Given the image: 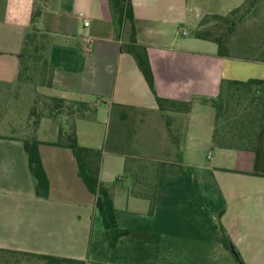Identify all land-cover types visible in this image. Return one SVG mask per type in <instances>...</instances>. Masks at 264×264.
<instances>
[{
	"label": "crops",
	"instance_id": "crops-1",
	"mask_svg": "<svg viewBox=\"0 0 264 264\" xmlns=\"http://www.w3.org/2000/svg\"><path fill=\"white\" fill-rule=\"evenodd\" d=\"M244 1L132 0L155 93L125 49L109 0H0V83L17 81L25 35L36 27L47 37L52 68V84L40 92L93 106L76 120L78 139L103 149L100 180L119 226L130 230L110 245L77 157L52 144L59 121L43 117L37 138L48 198L36 195L24 136L14 127L0 132V253L79 264H239L235 250L245 264H264V109L255 149L229 148L213 142L216 111L205 101L223 96L231 80L264 78V61L221 56L216 42L194 35L206 15H227ZM157 95L181 104L161 108ZM132 152L152 195L133 179ZM120 202L130 212L153 211L137 221Z\"/></svg>",
	"mask_w": 264,
	"mask_h": 264
},
{
	"label": "trees",
	"instance_id": "trees-1",
	"mask_svg": "<svg viewBox=\"0 0 264 264\" xmlns=\"http://www.w3.org/2000/svg\"><path fill=\"white\" fill-rule=\"evenodd\" d=\"M109 1L114 17L127 41L125 49L133 54L149 86L156 93L155 77L147 48L138 42L136 17L134 14L132 0ZM260 1L261 0H245L242 5L234 8L227 15H206L201 20L199 27L194 32V35L198 38L216 42L219 46V55L231 56V53L226 45V37L230 36V34L236 30L237 25L241 23L248 14H251L256 10ZM40 12V7L37 6L33 13V23L39 17ZM211 17L215 18L218 22L220 21L228 24V31L223 30L216 33L215 27L206 28L205 25ZM46 38V35L39 33V30L36 27L25 35L23 49L25 57L21 59V70L19 72L18 79L27 73L29 74V72L35 69L36 66H39L43 78V83L41 85L52 84V68L47 58L48 41ZM38 62L40 63L39 65H37ZM46 69H48L47 73ZM229 84L237 87L236 89H247L248 92H254L253 98L258 101L257 106L260 110L256 108L257 112L256 115H254L253 121L239 125L234 124L229 127L227 121L226 123L228 125L224 123L226 111L223 110L222 95L218 98L205 99L206 102L212 104L216 111L213 142L215 145L222 147L254 150L257 134L261 127L264 109V78H250L246 81L231 80ZM44 97L47 99L44 106V109H47L48 111L47 117L55 118L60 123L59 137L57 141L52 142V144L70 148L74 152L78 160L80 176L83 178L88 189L97 197L96 206L103 218L104 225L108 232L109 243L111 246H115L122 236L130 233V230L119 226L117 209L112 195L108 187L100 180L103 149L82 145L79 142L76 130V120L83 117L86 112L93 110V106L85 101L68 100L58 96L44 95ZM157 100L161 108H165L166 106L176 108V105L181 104H178L177 101L161 98L158 95ZM184 104H186L187 109H189L192 102ZM253 114H255V112ZM43 117H45V115L40 113L38 120L35 121V129L33 133L31 134L28 132V134L23 138V143L28 157L29 168L35 182L36 195L48 198L50 193V180L40 153L39 147L41 141L37 138V129ZM217 228L221 234V241L223 245L230 250L231 239L222 226L218 225ZM35 257L43 259L47 262V264H77L79 262L73 259L60 258L51 255H39ZM239 264L245 263L241 259Z\"/></svg>",
	"mask_w": 264,
	"mask_h": 264
},
{
	"label": "rangeland",
	"instance_id": "rangeland-1",
	"mask_svg": "<svg viewBox=\"0 0 264 264\" xmlns=\"http://www.w3.org/2000/svg\"><path fill=\"white\" fill-rule=\"evenodd\" d=\"M205 27H215L216 33L223 30L228 31V24L225 22H218L213 17L208 19V23H206ZM225 41L233 57L264 61V0H261L256 10L248 14L243 21L237 25L236 30L231 33L230 36L226 37ZM39 64L38 62L37 65ZM47 72L48 69H46V73ZM42 83L43 78L39 66H36L29 74L27 73L20 79H17L15 83H0V132L8 133L12 127H14L16 130L20 131L19 134L25 137L28 132L31 134L33 133L35 121L38 120L40 113H43L45 117L48 116L47 109H44L47 99L40 92ZM236 88L235 86L228 87V91L226 90L227 92L222 96L223 110L226 111L224 123L227 121L229 127L234 124L239 125L253 121L254 115H256L257 112L256 108L260 110L257 106L258 101L253 98L254 92H248L247 89ZM254 112L255 114H253ZM112 122L111 135L113 134L114 120ZM105 126L103 122L98 124L100 132L105 131ZM125 130H128L129 133L132 128H125ZM107 146H111V143L107 144ZM131 154L135 159L131 158L136 161L133 166L134 172L131 173L135 183L140 184L139 187L144 185L146 189L143 192L147 195H152L148 184H146L147 179L143 174V165L141 162H137L142 161L138 158L139 154L135 152ZM135 192L139 193V190H135ZM123 205L124 207H121ZM126 207L125 203H119V208L123 211L122 213L132 217H138L137 221L142 220L145 216H148L149 219L153 211V209L148 208L146 209L147 213L143 214L137 210H135V212H130ZM207 213L209 214L210 212ZM0 264H47V262L35 256L0 253Z\"/></svg>",
	"mask_w": 264,
	"mask_h": 264
},
{
	"label": "water",
	"instance_id": "water-1",
	"mask_svg": "<svg viewBox=\"0 0 264 264\" xmlns=\"http://www.w3.org/2000/svg\"><path fill=\"white\" fill-rule=\"evenodd\" d=\"M233 251L235 252V255H236L238 261H241V258H240V256H239V254H238L235 250H233Z\"/></svg>",
	"mask_w": 264,
	"mask_h": 264
},
{
	"label": "built area",
	"instance_id": "built-area-1",
	"mask_svg": "<svg viewBox=\"0 0 264 264\" xmlns=\"http://www.w3.org/2000/svg\"><path fill=\"white\" fill-rule=\"evenodd\" d=\"M89 24H90L89 21H85V25H86V26H89ZM86 49L89 50L90 47H86Z\"/></svg>",
	"mask_w": 264,
	"mask_h": 264
}]
</instances>
